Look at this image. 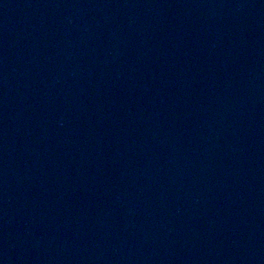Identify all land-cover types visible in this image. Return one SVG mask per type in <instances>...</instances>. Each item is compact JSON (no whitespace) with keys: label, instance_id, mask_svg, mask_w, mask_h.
<instances>
[{"label":"water","instance_id":"obj_1","mask_svg":"<svg viewBox=\"0 0 264 264\" xmlns=\"http://www.w3.org/2000/svg\"><path fill=\"white\" fill-rule=\"evenodd\" d=\"M0 264H264V0H0Z\"/></svg>","mask_w":264,"mask_h":264}]
</instances>
